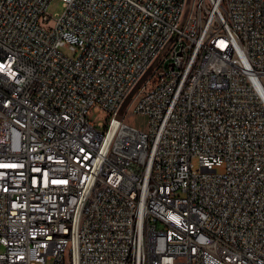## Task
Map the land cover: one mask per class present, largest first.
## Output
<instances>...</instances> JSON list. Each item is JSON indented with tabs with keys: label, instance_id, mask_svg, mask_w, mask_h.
<instances>
[{
	"label": "built area",
	"instance_id": "2783aa9c",
	"mask_svg": "<svg viewBox=\"0 0 264 264\" xmlns=\"http://www.w3.org/2000/svg\"><path fill=\"white\" fill-rule=\"evenodd\" d=\"M52 1L0 0V264H264V0Z\"/></svg>",
	"mask_w": 264,
	"mask_h": 264
},
{
	"label": "rangeland",
	"instance_id": "374dc122",
	"mask_svg": "<svg viewBox=\"0 0 264 264\" xmlns=\"http://www.w3.org/2000/svg\"><path fill=\"white\" fill-rule=\"evenodd\" d=\"M48 11L54 18L59 17L64 11L63 3L60 0L52 1L51 5L49 6ZM63 52L67 55H71V53L66 49L63 50ZM108 119H109L108 114L104 111H100V112L91 111L89 114V120L95 126H98L101 123L106 125ZM129 124L135 128L141 129V130H147L148 125H149V120L146 116L137 115L135 117H132L129 120ZM194 166H195V169H198L197 161H194ZM218 172L221 174L224 172V170L221 168L218 170Z\"/></svg>",
	"mask_w": 264,
	"mask_h": 264
}]
</instances>
